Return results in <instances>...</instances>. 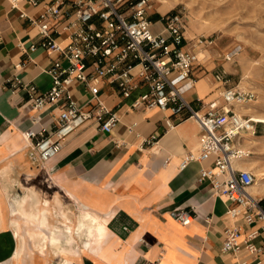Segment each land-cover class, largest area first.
I'll list each match as a JSON object with an SVG mask.
<instances>
[{
	"label": "crops",
	"instance_id": "1",
	"mask_svg": "<svg viewBox=\"0 0 264 264\" xmlns=\"http://www.w3.org/2000/svg\"><path fill=\"white\" fill-rule=\"evenodd\" d=\"M41 9L26 1L17 8L9 0H0V161L3 154L11 159L14 154L26 155L23 132L51 129L59 115L58 107L51 105L38 112L40 120L34 123L30 116L37 113L24 106L23 84L34 83L41 91L52 85L47 70L56 54L42 47L29 49L39 41L38 27L31 20ZM17 81L21 85H16ZM72 89L74 98L86 108L89 91L77 81ZM139 92L122 98L114 84L105 82L101 93L108 106L122 101L119 124L107 133L94 120L87 121L65 140L55 158L42 164L47 179L54 180L66 195H75L76 201L70 200L74 206L84 202L98 213L82 207L78 214L72 211L77 217L87 212L105 226L100 240L95 239L97 233L87 237L74 231L72 243H66L67 235L63 234L61 244L66 252L52 244L55 254L62 257V264H241L245 260L255 264L243 251L232 254L222 250L224 228L233 221L227 215V200L215 194L209 179L201 180V169L211 166L212 159L194 160L180 168L184 156L198 148L202 132L198 122L193 118L178 121L172 116L177 124L168 129L165 119L171 114L169 110L130 108ZM189 96L214 98L212 74H198ZM15 143L21 144V152L12 150ZM1 191L0 187L2 201ZM193 207V222L182 224L176 213L192 212ZM51 213L47 226L23 218L25 224L21 221L17 236L0 212V264H14L21 240V264H48L45 251H50L53 235ZM38 231L48 235L43 250L36 246L39 238L32 237ZM31 241L38 249L34 250Z\"/></svg>",
	"mask_w": 264,
	"mask_h": 264
},
{
	"label": "built area",
	"instance_id": "2",
	"mask_svg": "<svg viewBox=\"0 0 264 264\" xmlns=\"http://www.w3.org/2000/svg\"><path fill=\"white\" fill-rule=\"evenodd\" d=\"M9 1L17 8L24 1L42 6L31 20L38 27L39 41L29 49L42 47L56 54L47 70L52 77L47 91L34 83L22 85L24 106L37 113L30 116L34 123L40 120L38 112L48 106L59 109L53 128L23 132L32 156L41 163L52 160L65 140L89 120L101 131L112 132L121 121L118 108L122 101L108 106L101 93L105 82L114 84L122 98L139 90L130 108L169 110L171 114L165 119L168 129L177 124L172 116L178 121L193 118L198 122L202 131L198 148L184 156L180 168L194 160L212 159L211 166L201 169V180L209 179L215 194L227 200V215L233 221L224 228L222 250L232 254L243 251L255 264H263L264 196L251 191L256 174L247 166L253 151L245 144V134H256L258 122L238 109L253 104L257 96L232 84L226 72L218 71L213 75L217 84L214 98H190L203 58L187 37L183 10L161 13L154 9L152 0ZM154 15L162 24L158 33L151 29ZM21 16L26 17V13ZM76 81L90 93L86 108L74 98ZM192 209L179 210L177 219L190 224L196 211ZM241 264H247L246 260Z\"/></svg>",
	"mask_w": 264,
	"mask_h": 264
},
{
	"label": "rangeland",
	"instance_id": "3",
	"mask_svg": "<svg viewBox=\"0 0 264 264\" xmlns=\"http://www.w3.org/2000/svg\"><path fill=\"white\" fill-rule=\"evenodd\" d=\"M152 3L157 11L158 7H163L168 9L165 12L183 10L185 13L187 37L192 45L200 50L201 58H203L197 73H208L213 77L215 72H226L232 84L255 92L257 99L250 106L253 105L255 112L264 116V0H161L160 2L152 0ZM153 20L155 23L151 27L152 32L158 33L162 29V24L157 15L153 16ZM239 45L244 47L233 52ZM231 52L234 55L229 59L226 54ZM213 82L215 89L217 84L214 79ZM255 137L259 142L258 145L245 144L253 151L249 159L255 161L252 169L255 170L254 173L257 171L256 181L258 180L262 185L264 183V123L258 122ZM24 140L28 144L25 138ZM14 149L19 150L18 153L21 152V144L15 143L12 150ZM30 151L31 147L28 144L25 148L26 155L14 154L11 159L9 154H3L2 156L6 158L3 157L0 161L2 190L0 212L1 216L8 220V225L15 212L13 210L15 208L14 199L24 197L31 191L38 192L50 201L53 209L50 216V228H52V223L63 226L59 221L60 215L54 209L57 205L56 197L61 199L62 206L66 210L69 209L78 214L81 208L85 207L86 210L98 214L84 202H78L77 206H74L70 200L75 202V195L72 192L66 195L54 180L47 179L42 174L45 172L42 168L43 163L32 157ZM31 203L29 200L28 205ZM20 219L25 224L23 217ZM61 227L57 230H62ZM31 245L34 250L38 249L32 241ZM49 247L50 251H45L48 264H62V257L55 254L54 246L50 242ZM41 258L36 257L35 259ZM22 259L25 263L26 256ZM14 264H18L15 258ZM19 264H21V256Z\"/></svg>",
	"mask_w": 264,
	"mask_h": 264
},
{
	"label": "bare ground",
	"instance_id": "4",
	"mask_svg": "<svg viewBox=\"0 0 264 264\" xmlns=\"http://www.w3.org/2000/svg\"><path fill=\"white\" fill-rule=\"evenodd\" d=\"M158 1L160 2L161 0H158ZM166 10L168 9L163 8V7H158V11L160 12L163 11L165 13ZM242 47L244 46L242 45L237 46V48L233 50V52L239 51L240 49H242ZM233 52L227 53L226 57L229 59L232 58V56L234 55ZM252 106L250 105L241 106V107H238V109L244 113H249L255 121L264 123V116L257 114L255 112L256 109H254ZM256 137H255V134H253L252 132H248L247 134H245V143L251 144L252 146L258 145L259 142L257 141ZM249 160H248L249 162L247 163V166L249 168H254L253 165L255 164V161L253 159H249ZM251 191L254 194L264 196V183L260 185V182L257 180L256 183L252 186ZM29 200L32 202L31 205H28ZM55 201L57 205L54 206V209L56 210V213L60 215L59 221L63 225L61 227L62 230L61 229L57 230L59 227V225L57 224H54L51 228V232L53 235L51 237L49 236L50 243L53 244L54 246H57L56 250H60L61 252H66V246L64 244H61L62 242L61 239L63 237V234H66L67 235L66 243L67 242L72 243L74 231L81 232L85 234L87 237H89L92 234L97 233V236L95 239L100 240L101 235L105 230V226L103 223L96 222L97 216L84 212L82 215L77 217L74 214V212H72L71 210L69 209L66 210L63 208L62 206L63 203L59 197H56ZM40 202L42 204L41 206L39 205ZM14 203H15V208L13 210L15 212L13 213V217L11 218V226L13 227L14 232L17 236H20V231L22 229V222H21L20 217L21 218L23 217L26 220L31 221V222H38L39 226L48 225V214L50 210L51 211L53 210L51 207V203L48 199L46 198L41 199L37 192L31 191L27 193V195H25L24 197L14 199ZM32 237L39 238L38 242L36 243V246H38L39 249L43 250L46 240L48 238V235L44 233L43 231H38V232H33ZM22 243L23 241L21 240L20 245L17 248L15 257H14L17 260L18 264L20 260V257H19L20 252H21L20 250L23 247Z\"/></svg>",
	"mask_w": 264,
	"mask_h": 264
}]
</instances>
